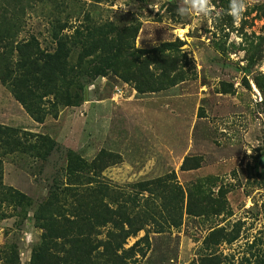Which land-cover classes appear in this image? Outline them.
I'll use <instances>...</instances> for the list:
<instances>
[{"label": "rangeland", "instance_id": "374dc122", "mask_svg": "<svg viewBox=\"0 0 264 264\" xmlns=\"http://www.w3.org/2000/svg\"><path fill=\"white\" fill-rule=\"evenodd\" d=\"M87 13L119 25L138 20V48L174 41L165 54L179 59L182 78L139 93L113 74L98 77L86 100L43 122L0 83V125L11 129L0 131V246L15 245L28 264L40 237L32 211L62 176L66 149L88 160L104 150L116 163L102 177L118 191L137 196L138 181L174 175L186 194L221 205L219 212L211 205L202 215L183 213L178 227L146 226L128 239L126 246L147 233L139 245L145 255L131 264H198L205 253L218 264H264V0H49L28 8L19 37L34 34L50 46V19L69 20L70 28ZM35 135L56 142L45 157L46 145L38 153L30 148ZM185 159L199 166L183 170ZM4 186L27 198L19 204ZM212 231L225 240L207 248Z\"/></svg>", "mask_w": 264, "mask_h": 264}, {"label": "trees", "instance_id": "16d2710c", "mask_svg": "<svg viewBox=\"0 0 264 264\" xmlns=\"http://www.w3.org/2000/svg\"><path fill=\"white\" fill-rule=\"evenodd\" d=\"M48 1L0 0V83L34 121L43 122L47 116L56 117L62 107L79 105L87 99V86L98 77L113 74L139 93L163 89L182 78L179 59L165 54L175 42L136 47L141 23L134 18L119 25L112 19L94 20L87 13L85 23L69 28V20L55 16L49 21L50 46H42L34 34L20 38L28 8ZM53 8L61 10L57 2ZM260 39L263 45L264 35ZM182 44L178 40L177 49ZM242 70L248 71V65ZM242 82L249 86L245 75ZM3 130L11 129L0 125ZM34 137L30 148L38 153L46 145L44 157L56 146L46 137ZM65 161L62 176L32 211L40 237L31 247L28 264H131L137 254L145 255L139 245L147 233L126 246L129 238L150 224L178 227L183 213L202 215L213 202L194 199L191 191L186 194L174 175L138 181L137 196L131 190L118 191L102 177L116 163L104 150L88 160L66 149ZM186 163L185 159L181 169L199 166L198 161L194 167ZM1 172L0 165V180ZM4 188L19 197V204L27 198L11 186ZM213 199L211 207L219 212L221 205ZM223 240V233L212 231L204 242L208 248ZM0 264H21L15 245L0 246ZM198 264L218 260L205 253Z\"/></svg>", "mask_w": 264, "mask_h": 264}, {"label": "water", "instance_id": "95a60500", "mask_svg": "<svg viewBox=\"0 0 264 264\" xmlns=\"http://www.w3.org/2000/svg\"><path fill=\"white\" fill-rule=\"evenodd\" d=\"M261 163H264V157L261 158Z\"/></svg>", "mask_w": 264, "mask_h": 264}]
</instances>
